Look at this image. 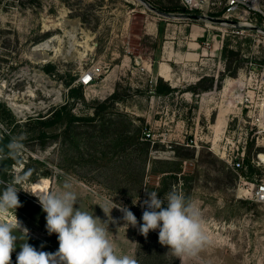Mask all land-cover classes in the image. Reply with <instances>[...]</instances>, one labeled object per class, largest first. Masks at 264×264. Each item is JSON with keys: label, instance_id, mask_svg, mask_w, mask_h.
I'll return each instance as SVG.
<instances>
[{"label": "rangeland", "instance_id": "obj_1", "mask_svg": "<svg viewBox=\"0 0 264 264\" xmlns=\"http://www.w3.org/2000/svg\"><path fill=\"white\" fill-rule=\"evenodd\" d=\"M146 1L156 8L180 3ZM252 34L164 17L138 0H0V113L8 108L20 125L12 138L24 137L7 177L0 172V191L25 174L17 187L54 190L71 178L76 207L116 220L105 225L109 239L137 264H264V201L254 195L264 184V104L260 80L250 74L264 65V39ZM226 44L239 56L225 60ZM93 66L102 75L72 100L70 89ZM230 66L237 68L234 77ZM159 69H167L169 81ZM202 77L215 78V87L194 86ZM160 78L177 91L155 95ZM69 100L78 122L45 129L42 138L34 134L36 122ZM242 148L251 152L254 175L245 162L238 170L228 163ZM145 189L161 199L173 189L183 192L199 207L211 243L195 257L178 258L159 243L158 230L141 235ZM17 195L22 206L7 220L16 215L28 241L14 232L11 264L25 242L55 253L57 235L48 234L38 199L23 190ZM106 200L126 206L138 226L124 227L116 208L107 217L99 206Z\"/></svg>", "mask_w": 264, "mask_h": 264}, {"label": "clouds", "instance_id": "obj_2", "mask_svg": "<svg viewBox=\"0 0 264 264\" xmlns=\"http://www.w3.org/2000/svg\"><path fill=\"white\" fill-rule=\"evenodd\" d=\"M23 139V136L13 138L5 146L7 151L0 147V159H14L24 148ZM28 175L30 174L16 177L4 184L0 191V264H11V256L17 248L18 240L15 231L26 234L28 241V229L22 226L16 215L14 219L7 220L13 210L16 212L22 206L17 195L20 190L38 199L46 213V230L49 235H57L59 247L55 253H48L38 251L25 242L19 247L16 264H137L135 259L118 254L109 239L108 227L105 226L117 223L111 217L112 210L116 208L122 213L123 226L136 228L137 218L126 206L106 200L99 206L111 220L101 221L93 213L76 207L78 197L73 190L71 178L54 190L47 186L40 189L17 187L26 182ZM145 190L148 198L141 205L145 209L141 217L142 223L139 224L141 235L147 238L150 231L158 230L159 243L167 246L178 258L195 257L211 243L199 207L186 198L183 192L173 189L161 199L157 192ZM136 203L137 201L133 202Z\"/></svg>", "mask_w": 264, "mask_h": 264}, {"label": "trees", "instance_id": "obj_3", "mask_svg": "<svg viewBox=\"0 0 264 264\" xmlns=\"http://www.w3.org/2000/svg\"><path fill=\"white\" fill-rule=\"evenodd\" d=\"M32 1L37 2V0H32ZM158 8L162 11L169 12V13H182V14H191L192 13L190 10L183 7L181 5V3H179V2H178V4H176L173 7L162 6V7H158ZM213 16H215V15H213ZM260 21H261V19H260ZM220 25L229 26V24H227L225 22L220 24ZM243 26H245V25H243ZM228 45L229 44H226L222 49L223 58L225 60H228V59L233 58L235 56H239V52L234 50L233 48H231ZM45 71L48 73H51L53 70L49 66H46ZM228 72H229L230 76L234 77L237 74V68L232 70V68L230 66V67H228ZM206 82H208V85L203 87L204 91H210L215 87L216 80L213 77L212 78L202 77L194 86H196V87L202 86ZM67 85L71 86L72 81L68 82ZM70 91H71L70 97L72 100L74 98H79V99L83 98V86L82 85L75 87V88H71ZM176 91H177V88L171 87L166 81H163V79L160 78L158 80V84L155 87L154 94L159 95V96H161V95L162 96H168V95H172ZM110 100H115V97L112 96L110 98ZM107 101L103 102L102 104H106ZM71 106L72 105H71V102L69 100L65 105H62L59 108L55 109L48 118H46L45 120H39L38 122H36L38 124V126H40V127L36 128L34 130V134H38V137L42 138L45 135V132H44L45 129L54 128L57 125H62L63 123L73 125L74 123L78 122L80 120V117L75 116L73 114L72 109H70ZM97 115H98V113H97ZM90 119H92V120L95 119V115L93 117H91ZM0 123L4 127H6V130L0 128V130L3 134V137L1 138V141H0V147L5 148V151H7L5 146L13 139L12 136L14 134L16 135V133H17L16 129L20 128V125L15 120V117L12 114V112L6 107H3L1 110ZM142 145H145L146 148L148 149L149 143L148 142H142ZM250 155H251V152H249L244 159L246 167H245V165H243V166L248 169V172L250 175H254L256 172H258V169L253 165ZM12 163H14L13 158L0 159V172H2V174H1L2 177L6 178V173H8V170L10 169V164H12ZM167 173L171 174L170 176H172L173 178L178 180L176 172H167ZM14 258H15L14 260H16V256Z\"/></svg>", "mask_w": 264, "mask_h": 264}, {"label": "built area", "instance_id": "obj_4", "mask_svg": "<svg viewBox=\"0 0 264 264\" xmlns=\"http://www.w3.org/2000/svg\"><path fill=\"white\" fill-rule=\"evenodd\" d=\"M180 3L183 7L190 10L192 12L191 14H196L197 12L202 13V15H208L206 12L221 13L222 18L220 17V19L237 22V24L240 26H242V23L248 22V26L243 27L264 30V0H180ZM250 16L255 18L249 22L248 19L251 18ZM227 24L234 28L242 29L233 24ZM254 35L259 37L260 41L261 39H264V34L253 33L251 36ZM253 67L254 66L251 68L252 71L250 74L257 80H260L263 95L262 101L264 104V65H260L259 68ZM257 70L259 72H256ZM102 73L101 66H93L80 75L78 83L83 86H92L102 75ZM147 136L149 137L150 134ZM245 156L246 148H242V150L237 151V153L230 157L228 163L233 167L234 170L241 169L243 168ZM254 195L258 201H264V184H260L257 187Z\"/></svg>", "mask_w": 264, "mask_h": 264}, {"label": "water", "instance_id": "obj_5", "mask_svg": "<svg viewBox=\"0 0 264 264\" xmlns=\"http://www.w3.org/2000/svg\"><path fill=\"white\" fill-rule=\"evenodd\" d=\"M141 3H143L147 8H149L151 11L155 12L156 14H159L164 17L168 18H176V19H185V20H191V21H208L214 24H222V23H230L235 26H238L239 28L249 30L253 33H261L264 34V30L258 29V28H249V27H243L237 24V22L233 21H228V20H223L220 18H213L208 15H202V14H182V13H167L164 12L151 4H149L146 0H138Z\"/></svg>", "mask_w": 264, "mask_h": 264}, {"label": "crops", "instance_id": "obj_6", "mask_svg": "<svg viewBox=\"0 0 264 264\" xmlns=\"http://www.w3.org/2000/svg\"><path fill=\"white\" fill-rule=\"evenodd\" d=\"M156 37H157V34H156ZM155 37V38H156ZM156 73H157V68H156ZM163 73H166V74H168V72H167V69H163V70H161V69H159V76L160 77H167V76H165V75H163ZM196 73H198V72H196ZM162 75V76H161ZM168 77H169V75H168ZM197 78H200L199 76L197 77ZM164 79V78H163ZM166 79V78H165ZM170 79V78H169ZM166 81H169L168 79H166ZM172 87H176V86H172Z\"/></svg>", "mask_w": 264, "mask_h": 264}, {"label": "bare ground", "instance_id": "obj_7", "mask_svg": "<svg viewBox=\"0 0 264 264\" xmlns=\"http://www.w3.org/2000/svg\"><path fill=\"white\" fill-rule=\"evenodd\" d=\"M241 25H242V26H243V25L248 26V22H244V23H242ZM164 78L168 79L167 77H164ZM239 81H241V80L239 79ZM234 83H239V82L236 81V80H231V81H230V85H231V84H234ZM263 110H264V105H263Z\"/></svg>", "mask_w": 264, "mask_h": 264}, {"label": "flooded vegetation", "instance_id": "obj_8", "mask_svg": "<svg viewBox=\"0 0 264 264\" xmlns=\"http://www.w3.org/2000/svg\"><path fill=\"white\" fill-rule=\"evenodd\" d=\"M0 128H1V126H0ZM3 137V134H2V132H1V130H0V141H1V138ZM17 157V156H16ZM15 157V158H16ZM15 158L13 159V160H15ZM13 167V164H10V169L8 170V172L11 170V168ZM6 177H7V175H6Z\"/></svg>", "mask_w": 264, "mask_h": 264}]
</instances>
